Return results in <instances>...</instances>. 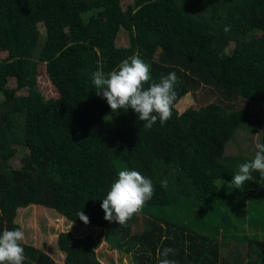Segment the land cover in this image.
<instances>
[{
	"label": "trees",
	"instance_id": "trees-1",
	"mask_svg": "<svg viewBox=\"0 0 264 264\" xmlns=\"http://www.w3.org/2000/svg\"><path fill=\"white\" fill-rule=\"evenodd\" d=\"M0 44V232L23 230L19 211L36 205L106 231L133 264H159L165 247L177 264H264V178L226 184L264 143V0H0ZM108 54L106 75L134 54L154 81L176 73L171 119L146 130L132 109L112 113L91 84ZM41 66L54 99L38 84ZM187 96L197 107L179 113ZM15 141L30 151L21 175L9 165ZM121 170L154 186L124 225L100 207ZM59 235L64 264H103L95 237ZM21 243L23 264H43Z\"/></svg>",
	"mask_w": 264,
	"mask_h": 264
},
{
	"label": "clouds",
	"instance_id": "clouds-1",
	"mask_svg": "<svg viewBox=\"0 0 264 264\" xmlns=\"http://www.w3.org/2000/svg\"><path fill=\"white\" fill-rule=\"evenodd\" d=\"M223 30L225 33L229 32L230 26H225ZM178 79L175 72H170L161 75L158 82L152 80L149 65L138 54L122 60L107 75L102 70V64L91 74L95 94L106 99L112 113L130 108L137 114L138 120L142 121L146 130L152 129L157 121L162 126L171 119ZM255 149L254 158L239 164L238 171L231 181L226 182L228 188L242 189L245 182L254 180L253 172L264 178V143H256ZM167 184L166 179L161 181L162 188H166ZM153 195L154 186L151 179L136 170H121L113 179L106 197L100 204L104 219L124 225L142 210ZM77 216L85 224L89 223L88 217L82 211H79ZM24 239L25 232L19 227L0 232V264H23L26 257L21 242ZM175 254L176 249L165 247L159 253L163 257L159 264H177L175 260L168 258Z\"/></svg>",
	"mask_w": 264,
	"mask_h": 264
},
{
	"label": "rangeland",
	"instance_id": "rangeland-1",
	"mask_svg": "<svg viewBox=\"0 0 264 264\" xmlns=\"http://www.w3.org/2000/svg\"><path fill=\"white\" fill-rule=\"evenodd\" d=\"M38 29L40 34L43 35L44 29L41 26ZM115 45L117 47L127 45L126 35L122 31L118 34ZM7 51L8 46L0 44V60L6 57ZM108 58L109 54L103 58L101 64L106 65ZM14 82L10 83L12 88H16ZM38 84L48 99L56 98V94L47 79L44 66L39 68ZM260 95L261 93L257 92L255 96L257 98ZM192 102L191 96L185 97L183 101H180L177 105L178 112H183L192 104L197 107V105ZM202 103L201 101V104ZM240 137H243V134ZM13 149L16 151V157L12 162H9V165L13 172L21 175L25 169L24 160L30 155V151L21 146L19 141L13 142ZM236 153L237 151L232 145L229 152L230 157H234ZM142 216L139 220L138 227L132 230L133 233L140 232V230L143 229L142 223L145 219ZM17 222L23 227V231L25 232V239L22 241L23 244L37 252L43 264H64L65 255L59 247L60 233H71L79 237H95L96 242H98L96 252L103 264H133L134 252L126 250L127 247L112 249L106 236V231L100 233V230L98 231L90 225H75L57 212L46 207L34 205L21 209L17 217ZM235 248L233 243L224 252L227 254L235 250Z\"/></svg>",
	"mask_w": 264,
	"mask_h": 264
}]
</instances>
